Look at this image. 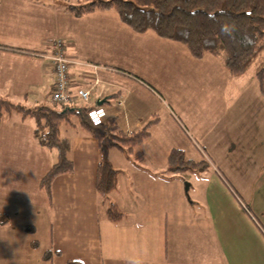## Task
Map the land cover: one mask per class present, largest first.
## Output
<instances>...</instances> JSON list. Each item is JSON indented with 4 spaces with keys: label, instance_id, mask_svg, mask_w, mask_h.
I'll return each instance as SVG.
<instances>
[{
    "label": "crops",
    "instance_id": "crops-1",
    "mask_svg": "<svg viewBox=\"0 0 264 264\" xmlns=\"http://www.w3.org/2000/svg\"><path fill=\"white\" fill-rule=\"evenodd\" d=\"M105 12L108 10L75 16L64 7L57 11L36 0H2L0 4V89H9L3 95L30 93L31 108L50 100L54 78L47 54L53 38L48 35L57 33L65 42L64 53L69 59L66 104L102 107L104 119L115 117L125 132L154 119L146 142L137 147L144 154L142 166L135 164L131 153L117 147L109 150V159L119 170L116 187L109 195L121 212L115 218L107 210L109 205L97 196L99 148L94 137L77 125L61 127L60 135L69 142L73 170L55 176L49 195L39 181L57 152L37 142L32 116H17L13 111L18 110L5 113L0 120V214L7 218L0 217V264H264V100L230 114L226 106L201 104V112L215 114L207 129L203 116L200 122L195 119L199 111H191V120L183 116L192 128L188 131L201 138L203 144L197 146L174 110L175 105L191 102L186 92L159 112L158 106L142 104L146 92L147 103L153 97L161 100V96L138 74L84 54L82 43L96 41L95 33L118 30L115 24L109 26L112 18L101 17ZM151 32L139 34L170 44L172 49L177 46ZM43 53L46 55H40ZM184 55L186 63L194 62L192 67L199 70L207 69L208 61L224 66L223 55L206 54L208 61L185 50ZM116 74L124 79L110 78H117ZM229 77L234 76L227 71L226 79ZM100 84L102 92L94 94L98 98L93 103L90 98L80 104L71 99L79 97V89L91 90ZM129 84H139L138 91L129 87L120 92V85ZM105 85L121 89L108 94ZM112 96L117 99L115 104ZM215 98L206 94L203 103ZM173 144L188 157L208 162L202 171L187 174V191L183 180L161 177ZM147 150L161 154L155 157ZM28 211L43 225L40 235L45 234V246L40 235L31 239L27 227L33 234L36 229L26 217ZM13 215L19 222L10 232ZM34 247L44 249L37 263L31 258Z\"/></svg>",
    "mask_w": 264,
    "mask_h": 264
},
{
    "label": "trees",
    "instance_id": "trees-1",
    "mask_svg": "<svg viewBox=\"0 0 264 264\" xmlns=\"http://www.w3.org/2000/svg\"><path fill=\"white\" fill-rule=\"evenodd\" d=\"M64 8L75 16L113 10L133 31L151 30L161 38L181 43L195 58L205 54L223 55L225 68L234 77L241 76L256 64L257 87L264 96V0H65ZM40 55L45 56L44 53ZM93 108L63 104L60 109H55L41 104L26 109L0 98V120L13 109L31 115L37 142L57 150L56 160L39 181L40 188L49 195L55 176L73 170V161L68 155L69 142L60 135L61 127L77 125L94 137L99 148L95 175L97 196L103 204L109 205L108 212L117 218L121 212L109 200V195L116 187L119 170L112 165L109 150L117 147L131 153L135 164L142 166L144 154L137 147L150 135L154 119L141 128L125 132L115 117L102 118L95 123L89 115ZM207 166L206 160H194L182 149L172 148L161 177L184 182L189 172H199ZM68 264L83 263L69 261Z\"/></svg>",
    "mask_w": 264,
    "mask_h": 264
},
{
    "label": "rangeland",
    "instance_id": "rangeland-1",
    "mask_svg": "<svg viewBox=\"0 0 264 264\" xmlns=\"http://www.w3.org/2000/svg\"><path fill=\"white\" fill-rule=\"evenodd\" d=\"M36 1L45 3L49 9L62 11L65 0H36ZM68 1L74 2V0H68ZM0 4H2V0H0ZM101 17L102 18L105 17L106 20L112 18L113 22H109V26L115 24L118 30L109 29L108 33H106V31L95 33L93 36L97 38L96 41H84L82 43V47L84 46L83 49L84 54L91 55L93 57L103 58L108 62V64L119 66L135 74H138L145 82L149 84L151 89L156 90L161 96V100L153 97L147 103L148 94L145 91L146 93L142 95V104L144 106L149 104L158 106L159 112L163 111L165 105L171 107V105L174 104L173 100H175L176 98H180L181 97L180 94L186 92L188 94V99L191 100V102L187 106H185L184 104L175 105L174 110L178 115H181V122L187 131L192 130L191 126L185 120V118L187 119V116L189 120H191L190 117L191 111L196 110L200 112L199 115H195V119L197 122H200L201 117L203 116V120H205L204 128L206 129L211 125V122L209 120L215 118L214 113H208L205 110L201 112L200 110L201 104L226 106L229 109L228 114H230L234 109L238 107L260 104V99L264 100V96L259 92V90L256 87V75L254 72L256 70L255 67L256 64H253L248 69V73L246 74L245 77L241 78L240 76H235V77H231V79L230 77L229 79H226L227 69L224 67L225 65L224 66L220 65L221 63L219 65H217L216 63L214 64L209 63L208 59H206V57L208 56L206 54H205L206 56L202 57L201 60L206 59L208 61L207 69L199 70L197 68H193L192 64L194 62L190 61L188 62V64L186 63L184 50L188 53L187 51L188 49L183 44L176 42L177 46H175V49H172L171 47L172 45L170 44L169 46H167L162 41H157L149 38L147 34L141 35L133 31L132 29L128 28L126 25L121 24L117 14L113 10H108V12L101 14ZM48 36L53 38L50 41V45H51L50 52H52V42L54 41V39H58V38L62 39V38L61 35L57 33H53ZM165 41H170V40H165ZM64 43L65 42L63 40V48H64ZM202 65L203 64H199V66ZM210 72L214 74L216 73L217 76L210 75L209 77L208 73ZM116 75H118L117 78H113V77L110 78L119 81L124 79L121 78L119 74ZM93 78L94 75H92V80ZM99 78H103V77L99 76ZM102 85L103 84H100L97 87L91 88L90 97H89L91 103H93L98 98L96 97L97 95L94 96V94H98L99 92H102L100 90ZM137 85L139 84H135L134 86L132 84L120 85L122 86V89L121 87H118V85H105V88H107L106 92L108 94L112 92H116L118 89H121L120 92L124 93L123 90H127L129 87H132L137 92L138 91V89L136 88ZM8 91L9 89L7 87H5L4 89L1 87L0 98L5 99L16 106L19 105L26 109L31 108L28 107L31 102V99L33 98V96L30 93H28L27 95L24 94L20 96H12V95L6 96L2 94ZM170 91L175 92L176 93L175 96L168 95V92ZM122 93L120 95H122ZM206 94H212L214 98L216 96L215 100L213 99L209 103H203V99L206 96ZM75 98H76L75 96L71 97V99L75 100L77 104L84 102L80 96L77 97L76 99ZM110 100L111 103L115 104L117 99H114V97L112 96ZM43 102L54 108H58L62 104H66V103H62V104L53 103L49 99L47 100L44 99ZM69 104H71V102H69ZM184 108H188V109L193 108V109L190 111L186 110L188 112L185 113L184 111H182ZM13 112H18V114H16L17 116L25 114L23 112H20L19 110ZM27 115H28L27 117H31V115L29 114ZM13 116L14 115H12V117ZM31 118L34 121L33 117ZM141 127H134V129L132 130H136ZM187 133L190 134V136L192 135L191 131H188ZM208 137L211 136L208 135ZM192 138H194L195 144L197 146H201L203 144L201 143V138L198 135H194V137L192 135ZM170 139H172V136H170ZM145 140L144 143L146 142ZM176 144H173L172 146L174 147L172 148H180L179 146H176ZM184 144L187 146V143ZM208 144H210V146L212 145V143H208ZM161 146H163V142H161ZM54 151L57 152L56 149H54ZM147 151L149 152V150ZM211 152L214 154V156H216V151L214 147H211ZM150 153L153 154V156L155 157H158L161 154V152L158 150L151 151L149 152V154ZM194 160H198V158H195ZM12 175H13L12 170H10V176ZM13 195L16 198L17 196L16 193H13ZM0 217L7 218V216H5L4 214H0ZM26 217L29 221H31L30 224L32 225V227L36 229L35 233L33 234L32 228L30 226L27 227L28 232H30L31 239L36 240V238L41 233L43 225L39 221H37L36 218L33 217L29 211L27 212ZM17 222L19 221L18 219H16L15 215L11 216L9 228L12 230H10V232H13V230L17 228ZM40 236H41V241L43 243L42 245L45 246L43 242V237L45 236V234ZM43 250H44L43 247L33 248L31 258L35 260L36 263H37V259H39L38 257L42 254Z\"/></svg>",
    "mask_w": 264,
    "mask_h": 264
},
{
    "label": "built area",
    "instance_id": "built-area-1",
    "mask_svg": "<svg viewBox=\"0 0 264 264\" xmlns=\"http://www.w3.org/2000/svg\"><path fill=\"white\" fill-rule=\"evenodd\" d=\"M47 58L51 60L52 74L54 78L49 95L50 100L55 103H67L69 101V79L67 75L69 59L64 53L62 39H54L52 42V52L47 54ZM78 94L83 100H88L90 89H79ZM89 115L95 123H98L106 116V112L102 107H97L91 109Z\"/></svg>",
    "mask_w": 264,
    "mask_h": 264
},
{
    "label": "water",
    "instance_id": "water-1",
    "mask_svg": "<svg viewBox=\"0 0 264 264\" xmlns=\"http://www.w3.org/2000/svg\"><path fill=\"white\" fill-rule=\"evenodd\" d=\"M183 184H184L185 191H187L188 186H189L190 183L188 182V180H184Z\"/></svg>",
    "mask_w": 264,
    "mask_h": 264
},
{
    "label": "clouds",
    "instance_id": "clouds-1",
    "mask_svg": "<svg viewBox=\"0 0 264 264\" xmlns=\"http://www.w3.org/2000/svg\"><path fill=\"white\" fill-rule=\"evenodd\" d=\"M94 109V108H93Z\"/></svg>",
    "mask_w": 264,
    "mask_h": 264
}]
</instances>
